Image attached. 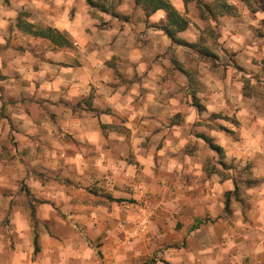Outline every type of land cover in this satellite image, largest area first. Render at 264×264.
<instances>
[{
  "label": "crops",
  "instance_id": "1",
  "mask_svg": "<svg viewBox=\"0 0 264 264\" xmlns=\"http://www.w3.org/2000/svg\"><path fill=\"white\" fill-rule=\"evenodd\" d=\"M4 1L0 264H264V0L213 4L235 52L222 75L169 52L202 37L195 1L170 0L193 16L181 43L136 0L73 15Z\"/></svg>",
  "mask_w": 264,
  "mask_h": 264
},
{
  "label": "rangeland",
  "instance_id": "2",
  "mask_svg": "<svg viewBox=\"0 0 264 264\" xmlns=\"http://www.w3.org/2000/svg\"><path fill=\"white\" fill-rule=\"evenodd\" d=\"M95 1L96 2L93 4V3H89L87 0H32L33 7L30 8L33 9L32 11H70V13L73 15L74 11H79L80 8L83 9L84 7H87L88 9L87 11H104L107 7L111 9L110 11H116L115 9L119 5V3L130 2V0H95ZM203 1L212 5L219 2V0H203ZM256 2L258 3L261 2V4H263L262 0H257ZM3 5L9 10L12 9L10 0H5ZM258 6L264 9V5L262 6L258 5ZM15 9L16 10L20 9L19 5H16ZM216 10L217 9L213 10L214 13L206 12L207 17L205 18L202 17L201 23L203 24L202 26L206 27V29L203 31L202 37L199 38L197 42L194 43L186 42L183 45L177 46L172 52L171 51L169 52L174 57L183 55L184 57H192V58L194 57L196 60L202 62L203 64L207 62L210 67V70L217 71L222 75L225 72L227 73L228 71H234L233 68H229L227 64L230 62L231 63L230 65L234 66L231 60L233 59L235 52L234 50L229 51L221 47L219 45V42L217 41V37L219 33L218 32L219 16L217 17L215 14L217 12H222V11H216ZM188 12H190L189 9L186 11L184 15H187ZM93 14L97 16L100 20H102L103 24H106L105 22H103V19L105 18L103 15L99 13L98 14L93 13ZM259 17H260L259 19L262 22L261 23L262 26L261 27L259 26L257 28V31L256 30L255 31L264 34L263 33L264 11L260 12ZM190 19H193V16L192 17L190 16ZM198 28L202 29L201 26H198ZM258 35L260 34L257 33V36ZM205 42H207V44H210L208 45V48L204 46ZM254 85L256 86L255 88L257 89V92L260 95L262 94L261 96L264 97V84L256 83ZM212 115L209 119L216 120L217 118L216 113ZM224 116L226 117V120L228 122H234L236 119L233 112H226ZM202 153H203L202 157L204 158L201 157V161L205 162L207 168L213 169L217 167L216 165L217 161L219 158L222 157L221 153H218L217 150L212 151L211 147H208L207 149L202 151Z\"/></svg>",
  "mask_w": 264,
  "mask_h": 264
},
{
  "label": "trees",
  "instance_id": "3",
  "mask_svg": "<svg viewBox=\"0 0 264 264\" xmlns=\"http://www.w3.org/2000/svg\"><path fill=\"white\" fill-rule=\"evenodd\" d=\"M87 1L93 4L96 2L95 0H87ZM183 1L186 7L188 3L195 1L197 3L198 8L201 11V16L203 18L207 17L206 12L214 13L213 5L203 0H183ZM136 3L141 5L145 9L147 15L158 9H165L168 13L169 19L167 23L163 26V29L172 38V40L177 41L179 43L183 42V40L180 39V37H178V32L184 30L188 26L191 20L190 17H188L187 15L181 14L178 11V9H176L175 6L171 3L170 0H136ZM218 3L222 7H232V5H228L225 1H219ZM18 24L21 28L35 35L49 36L55 41H60V42L64 41L65 43L68 42L67 38H65L60 33H57L52 28H49L47 30L36 28L35 25L25 22L20 18ZM210 144L213 148L219 149V147H217L213 143L210 142ZM228 205H229V199L227 198V203H226L227 209H228ZM34 245H35V251H38L40 247L37 236L35 237ZM166 264L169 263L167 262Z\"/></svg>",
  "mask_w": 264,
  "mask_h": 264
}]
</instances>
